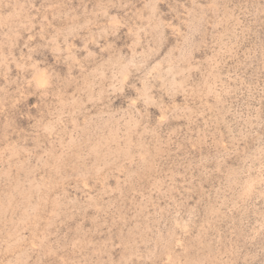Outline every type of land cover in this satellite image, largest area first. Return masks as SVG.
Masks as SVG:
<instances>
[{"label":"rangeland","instance_id":"374dc122","mask_svg":"<svg viewBox=\"0 0 264 264\" xmlns=\"http://www.w3.org/2000/svg\"><path fill=\"white\" fill-rule=\"evenodd\" d=\"M0 264H264V0H0Z\"/></svg>","mask_w":264,"mask_h":264}]
</instances>
